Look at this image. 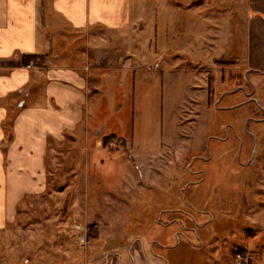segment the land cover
<instances>
[{
    "label": "rangeland",
    "instance_id": "1",
    "mask_svg": "<svg viewBox=\"0 0 264 264\" xmlns=\"http://www.w3.org/2000/svg\"><path fill=\"white\" fill-rule=\"evenodd\" d=\"M167 1L169 48L154 67L116 82L113 100L129 115L126 101L134 100V123L128 120L129 128L120 120L103 134L125 137L130 150L122 144L124 151L111 152L113 161L109 149L121 147L120 141L105 136L88 162L84 148L67 134L64 144L50 142L44 189L25 194L13 219L0 226V264H84L85 250L93 248L99 233L93 205L104 221L119 214L127 227L149 205L146 212L171 210L169 218L179 225L188 218L205 223L198 247L183 246L184 254L197 259L206 256L208 262L210 253H218L237 264L239 251L252 255L250 262L264 259L246 249L232 253L233 243L244 237L233 229L248 225L249 215L264 214V121L257 120L264 117V70L252 65L248 44L256 5L254 0ZM248 92L257 103L249 101ZM22 140L19 148L34 149L26 134ZM27 161L16 171V185L25 188L36 173L34 162ZM4 195L0 188V203Z\"/></svg>",
    "mask_w": 264,
    "mask_h": 264
},
{
    "label": "crops",
    "instance_id": "2",
    "mask_svg": "<svg viewBox=\"0 0 264 264\" xmlns=\"http://www.w3.org/2000/svg\"><path fill=\"white\" fill-rule=\"evenodd\" d=\"M254 3L257 13L264 14V0ZM167 4V0H0V188L5 190L0 226L13 219L15 205L25 194L44 189L50 142L64 144L67 134L84 148L88 162L95 160L105 136H115L121 146L108 148V155L124 151L122 144L128 146L125 137L103 135L120 120L129 128V121L134 123V100L125 105L131 104V115L123 103L113 100L118 96L116 82L120 77L129 82L131 72L160 62L169 48ZM258 14L248 25V44L252 65L264 70V18ZM179 24L183 30L185 24ZM31 60L35 66L27 65ZM116 107L119 111H114ZM25 134L34 149L19 148ZM27 160L34 162L36 173L34 187L32 182L25 188L16 185V171ZM7 196L12 197L11 205ZM92 208L99 233L93 248L85 250L84 264H228L227 256L222 259L218 253H210L211 263L206 256L202 260L191 252L184 254L183 246L198 247V230L205 223L197 219L188 218L180 226L177 218H169L171 210L146 212L149 205L127 227L122 215L109 214L104 221L98 208ZM257 215L260 219L249 215L248 225L233 229L244 237L233 243L232 253L246 249L253 258L258 253L264 256V214ZM214 241L218 239L213 236ZM263 260L252 259L250 264H264Z\"/></svg>",
    "mask_w": 264,
    "mask_h": 264
},
{
    "label": "built area",
    "instance_id": "3",
    "mask_svg": "<svg viewBox=\"0 0 264 264\" xmlns=\"http://www.w3.org/2000/svg\"><path fill=\"white\" fill-rule=\"evenodd\" d=\"M34 61L31 60L29 63H28V66H35L34 64H31L33 63ZM251 256L252 255H244L242 254V252H237L236 253V262L237 264H250V259H251Z\"/></svg>",
    "mask_w": 264,
    "mask_h": 264
},
{
    "label": "flooded vegetation",
    "instance_id": "4",
    "mask_svg": "<svg viewBox=\"0 0 264 264\" xmlns=\"http://www.w3.org/2000/svg\"><path fill=\"white\" fill-rule=\"evenodd\" d=\"M248 99H249V101H254V102L257 103L256 98H254V97L252 96V92H248ZM260 108H261L262 110H264V108H262V107H260ZM257 120H259V121L263 120V121H264V117H262V118H258ZM249 135L254 136V138H255V135H254L253 133L250 132Z\"/></svg>",
    "mask_w": 264,
    "mask_h": 264
},
{
    "label": "water",
    "instance_id": "5",
    "mask_svg": "<svg viewBox=\"0 0 264 264\" xmlns=\"http://www.w3.org/2000/svg\"><path fill=\"white\" fill-rule=\"evenodd\" d=\"M69 201H70V197L67 196L66 201H65V203H64V206H63V208H62V214H63V215H64L65 212L67 211Z\"/></svg>",
    "mask_w": 264,
    "mask_h": 264
},
{
    "label": "trees",
    "instance_id": "6",
    "mask_svg": "<svg viewBox=\"0 0 264 264\" xmlns=\"http://www.w3.org/2000/svg\"><path fill=\"white\" fill-rule=\"evenodd\" d=\"M26 60L29 61L30 60V57H27ZM107 137H115V136H112L111 135V136H107Z\"/></svg>",
    "mask_w": 264,
    "mask_h": 264
}]
</instances>
